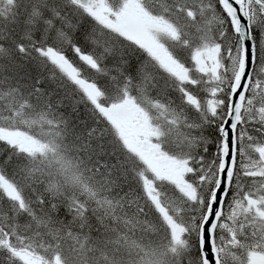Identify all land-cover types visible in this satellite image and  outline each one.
<instances>
[{
  "label": "snow or ice",
  "instance_id": "obj_1",
  "mask_svg": "<svg viewBox=\"0 0 264 264\" xmlns=\"http://www.w3.org/2000/svg\"><path fill=\"white\" fill-rule=\"evenodd\" d=\"M0 264H264V0H0Z\"/></svg>",
  "mask_w": 264,
  "mask_h": 264
}]
</instances>
